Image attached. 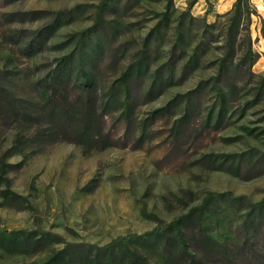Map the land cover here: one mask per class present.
<instances>
[{
  "label": "rangeland",
  "instance_id": "rangeland-1",
  "mask_svg": "<svg viewBox=\"0 0 264 264\" xmlns=\"http://www.w3.org/2000/svg\"><path fill=\"white\" fill-rule=\"evenodd\" d=\"M233 3L0 0V81L11 99L36 104L39 83L60 64L86 69L91 55L100 102L129 65L145 68L131 109L102 111L108 146L55 142L38 151L18 147L6 159L0 264H42L65 243L174 231L168 224L185 215L182 227L196 233L188 236L193 264H264V207L253 208L264 201V0H250L230 63L225 31ZM12 118L0 116V157L14 134ZM210 192L215 199L202 206ZM13 231L44 240L10 252L3 233ZM162 238L134 246L150 264H184L167 257Z\"/></svg>",
  "mask_w": 264,
  "mask_h": 264
},
{
  "label": "trees",
  "instance_id": "trees-1",
  "mask_svg": "<svg viewBox=\"0 0 264 264\" xmlns=\"http://www.w3.org/2000/svg\"><path fill=\"white\" fill-rule=\"evenodd\" d=\"M250 0H234L232 8L227 13L228 26L225 31V51L227 60L235 56V45L242 34L243 22H248L252 14ZM98 40L105 38V31L100 30L96 34ZM248 54L252 51L248 46ZM96 56H88L85 60L86 69L78 65L77 68H69L62 64L58 66L55 75L48 80L44 79L39 84L41 96L34 104L33 100L17 97L11 99L0 81V116L9 113L15 122L14 134L11 135L10 145L3 157H0V183L6 159L15 156L19 148L25 146L35 151L55 142H72L87 149L104 148L107 136L103 129L102 111L121 110L125 113L131 109L130 101L139 99V89L134 87L139 76L145 71L142 64H131L118 77L114 84L110 85L105 101L98 100L95 89L97 73L95 71ZM222 62L221 66H224ZM76 93L70 94L69 87ZM3 118V117H2ZM10 165V164H8ZM7 165V166H8ZM5 198L10 197L8 190L0 191ZM217 194L208 193L203 198V205L215 199ZM264 201L256 202L254 209L261 210ZM190 215H185L179 220L168 224L172 229H159L145 235L131 234L118 237L109 243L102 245L92 243H65L64 246L52 253L42 264H150L146 255L134 246L149 241L152 237H163V250L168 258L180 257L184 264H193L196 254L189 247L190 235H196L193 229H184L181 224H188ZM257 233L254 230L252 235ZM34 232L13 231L3 233L5 250L17 252L23 247L34 244ZM12 237V240L9 238ZM44 237V236H43ZM60 242H63L60 241ZM11 252V251H10Z\"/></svg>",
  "mask_w": 264,
  "mask_h": 264
}]
</instances>
